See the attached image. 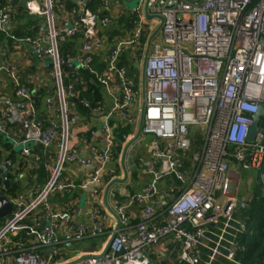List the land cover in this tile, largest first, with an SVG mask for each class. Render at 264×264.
<instances>
[{
	"label": "built area",
	"instance_id": "1",
	"mask_svg": "<svg viewBox=\"0 0 264 264\" xmlns=\"http://www.w3.org/2000/svg\"><path fill=\"white\" fill-rule=\"evenodd\" d=\"M70 1L72 19L62 18L57 26L52 0H23L26 14L43 21L40 30L46 27L34 40L10 35L14 9L10 3L0 7V32L13 42L35 47L50 60L54 80V94L43 100L49 118L43 129L35 116L32 92L20 87L16 68L0 66V74L6 71L15 87V99L4 101L0 111V135L20 146L18 157L29 163L42 161L34 148L41 150L49 174L47 182L35 189L34 198L20 196L11 201L18 209L0 226V264H152L146 251L163 243L178 247L181 264H215L219 259L247 264L238 259L245 250L242 238L247 235L246 223L238 216L247 205L236 190L241 173L257 174L264 159V136L258 133L252 144L247 142L252 115L264 103V0H139L129 12L131 36L115 42V52L106 57L101 73L91 71L113 101L110 109L91 111L102 119L100 139L91 151L94 161L80 154L78 141H71V130L81 120L69 108L76 97L77 79L63 84L64 63L57 42L80 35L77 65L66 64L73 71L88 68L104 46L100 33L112 18L101 11L109 0H100L101 8L95 11L89 8L92 0ZM145 7L148 15L159 16L161 22H148ZM156 25H160L159 39L145 47L142 82L136 84L126 75L120 56L128 49H138L145 28L149 34ZM31 82L39 87L42 80L35 77ZM80 103L89 108L86 101ZM141 110L140 136L151 135L152 142L149 156L138 158L137 167L148 175V183L136 195L109 191L107 199L119 229L105 232L107 228L96 219L97 211L91 224L72 229L69 211L53 210L48 203L50 196L72 188L61 180L65 164L77 163L87 169L81 188L98 195L104 175H114L108 168L115 147L111 123L133 126L124 148L136 135ZM189 128L199 131L203 145L193 155L191 167L185 168L183 154L193 136ZM90 137L86 145L95 134L90 132ZM52 151L57 155L53 168ZM16 165L0 159V177ZM17 177L23 179L22 174ZM259 180L264 183L262 174ZM161 185L165 199L160 202ZM178 189L181 192L174 196ZM135 207L140 208L141 218L133 226L131 210ZM22 232V240L15 242L13 237ZM103 235L107 237L101 248L85 259L79 260L84 253L58 259V244L70 246L85 237Z\"/></svg>",
	"mask_w": 264,
	"mask_h": 264
},
{
	"label": "crops",
	"instance_id": "2",
	"mask_svg": "<svg viewBox=\"0 0 264 264\" xmlns=\"http://www.w3.org/2000/svg\"><path fill=\"white\" fill-rule=\"evenodd\" d=\"M20 3V0H17V3ZM100 1V0H99ZM128 0H109L108 5L106 8H101V1L99 6L96 10L101 8L102 15L105 17L112 18V22L109 25L105 31H101L100 36L103 38L104 46L102 47L101 51H98L95 53L94 56L98 55L101 58V62L104 64L106 57L110 53L111 49L114 48V44L116 41L128 39L132 34V24H131V17L129 15V12L131 10H128L125 7V3ZM71 5L73 6L72 2L70 1ZM61 4L59 3L58 6ZM73 7L70 9H66L64 6H60L57 11V16L54 17L55 21L57 20L56 25L59 26L61 23L60 20L65 18L66 20H71V16L68 15L71 13ZM54 14V12H53ZM146 20L148 22H151L156 18L150 15H146ZM150 17V18H148ZM40 24V21H39ZM151 26V25H150ZM42 27V26H41ZM152 27V26H151ZM158 27V25L156 26ZM45 27L41 28L40 36L43 34ZM156 30V29H155ZM153 30L149 34L147 33V27L145 28V32L143 36H145V42L141 43L139 48H131L125 51L121 54L120 59L123 57L125 59V65H126V75L131 78L136 84H140L142 82V66L145 59V53L147 49L145 47L150 46L152 43L158 41L159 35L157 34L148 45V39L149 37L155 32ZM18 47H8V45H3L0 48V66L5 68L7 65H13L16 69L22 68L28 69L32 68L34 69V73H29L26 75L27 81L30 83L32 79L35 77H39L40 80H42V83L39 87L33 86L34 89L38 88H44L47 96H52L54 94L53 90V80L50 76L48 59H46L42 54L38 53L36 48L27 44H19ZM80 46L81 42L80 39L77 40L76 46L74 47L75 50H73V55L71 57L64 56L67 58V62H73L72 64L77 65V59L80 57ZM134 50V53L132 50ZM34 50V52H32ZM115 52V51H114ZM133 55V57L131 56ZM66 62V63H67ZM64 63V62H63ZM64 63V64H66ZM67 65V64H66ZM105 68V65H104ZM139 68V70H138ZM104 70V69H103ZM50 77V78H49ZM33 85V84H32ZM45 85V86H44ZM100 87V86H99ZM99 95L101 100V105L103 108L110 109L112 106V98L108 94V92L100 87L99 88ZM14 87L12 84V80L9 77V75L6 73V71L1 72L0 74V111L3 108V102L8 100L12 101L15 99L14 96ZM44 97V98H45ZM71 102V101H70ZM42 112L43 110L46 111L45 107L41 106ZM70 111L79 115L77 112V109L75 105H72L69 103ZM102 123L101 117L98 115H95L91 112L90 117L88 119L82 117L81 120L78 122V124L71 130L70 137L72 143L79 142L78 150L80 151V154L84 157L91 158L92 161L93 155L91 153L92 149H95L96 143L98 144L99 141V135H100V125ZM139 125V121L137 126ZM133 127V126H132ZM137 128V127H136ZM138 129V128H137ZM93 132L95 134V137L93 138L92 142L89 144H85V135L86 133ZM91 138V137H89ZM90 142V140H88ZM132 141V140H131ZM130 141V142H131ZM151 140L148 141V139L143 138L142 135L139 136V138L130 145V147L127 149L125 153V157L123 159V150L122 148L116 162H112L109 164V169L114 170V175H111L109 173H106L102 179V188L100 189L101 192L98 195H90L92 191L90 190H83L81 186L83 185L87 169L80 167L77 163L74 164H65L64 170L61 175V180L64 181L66 184L72 185V188L69 192L63 193V194H56L52 195L48 198V203L52 207L53 210L56 211H69L71 216V228L75 229L79 225H89L92 223L93 218L92 215L95 211H97L96 219L98 222H100L102 225H104L105 229L107 228L108 234L112 231H115L117 228H120V225L116 218L106 209L104 206V189L106 185L108 184L111 179L114 178V180H123L124 178V170H126L127 179L123 184H116L111 189L114 191L117 190H124L126 194L130 195H136L139 194L142 189L145 187V185L149 181V177L147 174L143 172V170L138 171L135 167L137 166V160L138 158L146 159L149 156V152L151 150ZM136 145V147H135ZM140 145V146H139ZM138 147V149H137ZM1 157L5 159L8 156V153L5 152L4 149H1ZM53 157L50 162V166L53 168L55 165V159L57 158L56 152L53 151ZM16 159H19V154L17 153ZM123 161V162H122ZM26 168L22 172L20 171L19 174L23 175L24 181H26L27 177H31V171L33 170L34 166H37L35 164L29 163L28 161H25ZM142 169V168H140ZM30 171V172H29ZM134 171H137L138 175L137 177H133L132 174ZM32 179V178H31ZM108 180V181H106ZM113 181V180H112ZM253 181V180H252ZM252 184V182H251ZM250 184V187H251ZM39 187V186H37ZM30 186L28 189L24 190L22 192L23 197L25 199H32L35 196V189ZM249 187V189H250ZM110 189V190H111ZM164 185H161L160 187V195H159V201H163L165 199L164 197ZM83 203L84 207H81V204ZM108 206L113 211V208L109 205V201L107 199ZM131 221L130 223L136 222L138 223L141 218L140 208H133L131 210ZM135 224V223H134ZM135 226V225H133ZM94 237H85L84 239H91ZM79 240V241H82ZM105 242L102 241L100 246L96 247L95 244L85 245L82 250H75L74 257H77L81 254H83L86 250L92 248L94 246V250L97 251L101 248L102 244ZM67 246V248L71 247L72 244L69 245H61L58 244L56 246L59 249H64ZM169 244L163 243L160 246H155L151 248L150 250L146 251V254L149 256L152 264H172V250L169 248Z\"/></svg>",
	"mask_w": 264,
	"mask_h": 264
},
{
	"label": "trees",
	"instance_id": "3",
	"mask_svg": "<svg viewBox=\"0 0 264 264\" xmlns=\"http://www.w3.org/2000/svg\"><path fill=\"white\" fill-rule=\"evenodd\" d=\"M60 6H64L66 9H70L73 7L70 3V0H59ZM9 4L8 0H0V7ZM99 0H92L89 8L92 11H95L99 6ZM58 6V8L60 7ZM14 9V14L12 17L13 26L9 30V34L14 36L16 39H37L40 37V24L39 19L34 17H30L26 14V10L23 4V0H20V3H16L15 5H11ZM103 14V13H102ZM42 32V31H41ZM80 38V35H77L73 38H67L63 40H58L57 45L59 49V53L71 57L73 55L74 47L76 46L77 40ZM145 42V36H142L141 43ZM3 45H8V47H18L19 43L11 41L9 38L5 36L4 32H0V48ZM100 56L96 55L92 57L91 63L88 68H79L76 71H73L66 64H62L61 70L63 73V84L67 85L69 81L77 79V82L74 84L76 97L71 100V104L75 105L79 116L82 118L88 119L90 117L91 111L97 107H102V103L99 95V85L96 83L95 76L91 71L96 73H101L104 69V64L100 61ZM120 64H125V59L122 57L120 59ZM51 70V66H49V71ZM29 73H34V69H16V75L18 77V82L20 87L27 89L31 94V100L33 102L34 108L36 110V119L41 123L42 128L46 129L49 125L48 114L45 110H42L41 106L45 97L44 88L34 89L32 83L27 81L26 75ZM15 89V87H14ZM86 101L89 104V108L84 107L80 102ZM103 108V107H102ZM115 141V147L112 151V162H116L123 144L125 143L126 136L130 135L133 131V127L130 124L120 125L115 122L111 123ZM259 128L264 129V117L259 122ZM85 139L89 140L90 133H86L83 135ZM264 145V138H263ZM203 145V138L201 135L192 136L190 142V148L187 152L183 154V162L185 168L191 167V159L193 155L198 153L201 150ZM0 148L4 149L6 153H8L7 159H10L12 162L17 163L16 169H14L10 174L6 175V177L10 181V188L5 191L3 194L10 201H14L20 197L22 192L28 189L30 186L33 188L39 186H43L48 178L49 174L45 170L43 166V161L46 159V155L42 154V151L38 148H34V152L38 153L41 157V162L37 164V166L33 167V170L30 172L31 177H27L26 181L19 179L17 174L19 172L25 170L26 165L24 159H16V152L14 151L12 144L10 141L5 139L4 136L0 135ZM53 151L51 152V156L53 155ZM1 155V151H0ZM53 157V156H52ZM0 159L3 157L0 156ZM138 168L137 166L135 167ZM139 170V169H138ZM262 174L264 176V159L261 164L259 171L257 172V176L253 179L250 194L245 199L246 200V208L242 211L241 215L238 216L239 219L243 220L247 226V235H245L242 239V245H244L245 250L242 255L238 256V259L247 264H264V195L262 189L264 187V183L259 180V175ZM137 171H134L132 176L137 177ZM4 177H0V192L2 188V182ZM32 178V179H31ZM108 181V180H106ZM179 186V185H178ZM181 192V189L175 193L174 196H177ZM17 207L14 206V211ZM18 209V208H17ZM140 221V220H139ZM4 220H0V226L3 224ZM135 223V224H134ZM136 222L131 223V225H136ZM105 238L107 237L106 235ZM24 237V233H18L13 237L15 242H18L19 239L22 240ZM169 244L170 250H172V264H181L178 260V247L174 244ZM215 264H227L222 259H219Z\"/></svg>",
	"mask_w": 264,
	"mask_h": 264
},
{
	"label": "water",
	"instance_id": "4",
	"mask_svg": "<svg viewBox=\"0 0 264 264\" xmlns=\"http://www.w3.org/2000/svg\"><path fill=\"white\" fill-rule=\"evenodd\" d=\"M8 2L12 5H15L17 3V0H8ZM145 13L147 15V9L145 7ZM150 18V17H148ZM155 18L161 22V18L159 16H155ZM43 21L40 22V25H43ZM46 29V27L44 28ZM2 30H5V27H2ZM160 31V25L157 27V29L155 30V32L149 37L148 39V45L150 44L151 40L159 33ZM114 48L111 49L110 53H114ZM32 52H34V50H32ZM60 58L61 60L66 63L67 62V58L66 57H63L62 55H60ZM48 63L50 64L51 61L48 60ZM264 117V103H259L258 104V107H257V111L254 115H252V125L250 126L249 128V132H248V136H247V142L249 144H252L253 141H254V138L256 137V135L258 133H261L263 136H264V130L261 131L260 128H259V122L260 120ZM141 126H142V110H141V113H140V120H139V125H138V129H137V132H136V135L134 137V139L129 142L125 147H124V150H123V159L125 157V153L127 151V149L130 147V145L132 143H134L140 136L141 134ZM123 162V161H122ZM124 178L123 180H113V181H110L105 189H104V199H103V202H104V206L106 207V209L116 218V220L118 221L115 213L110 209V207L108 206V203H107V196H108V193L110 191V189L116 185V184H123L126 179H127V174H126V170H124ZM10 188V181L9 179L5 176L3 178V182H2V188H1V192H0V220H6L8 219L10 216H12L13 214V211H14V207H13V204L12 202L6 197L4 196L3 194L5 193L6 190H8ZM119 223V222H118ZM42 226H44V223H42ZM118 229V228H117ZM115 234V233H114ZM108 250V246H106L105 248V251L104 252H107ZM94 252V246L88 250H86L84 252L85 255H83L82 257H80L79 260H82V259H85L87 257L86 254H90V253H93Z\"/></svg>",
	"mask_w": 264,
	"mask_h": 264
},
{
	"label": "rangeland",
	"instance_id": "5",
	"mask_svg": "<svg viewBox=\"0 0 264 264\" xmlns=\"http://www.w3.org/2000/svg\"><path fill=\"white\" fill-rule=\"evenodd\" d=\"M38 1H41V0H38ZM52 1H53L54 17H56L57 16V11H58L59 0H52ZM138 3H139V0H128L125 3V7L128 10H132V9L137 7ZM55 22H57V20ZM156 28L157 27H155V29ZM134 50L135 49L132 50L133 54H135ZM131 56L133 57V55H131ZM138 70H139V68H138ZM53 83H54V80H53ZM189 132L192 133L193 136L199 135V131L196 128H189ZM142 137L143 138L146 137V139H148V141H150V140L152 141L151 135H142ZM12 147H13V149H14V151L16 153H19V151L21 150L20 146H13L12 145ZM135 147H136V145H135ZM137 149H138V147H137ZM137 169H139L138 171L142 170L139 167ZM255 175L256 174L254 172H251V171H246L244 173H241V175H240V177H239V179L237 181V190H236L237 197L239 199H246L249 196V194H250L249 187H250V184H251L252 180L257 176V175L255 176ZM20 196H23V194H21ZM81 207L82 208L84 207L83 203L81 204ZM15 211H17V208L15 209ZM104 240H105V236H97V237H94V238H91V239H84L82 241L72 242L71 243L72 246L70 248L69 247L67 248V246H66L64 249H62L60 251L58 259L59 260H64L66 258L70 259V258H72L74 256V252L73 251L82 250L85 245H90V244H95L96 247H98V246H100L101 242L104 241Z\"/></svg>",
	"mask_w": 264,
	"mask_h": 264
}]
</instances>
